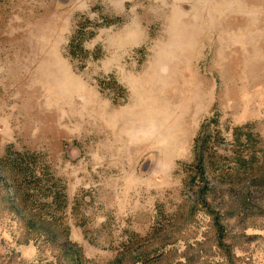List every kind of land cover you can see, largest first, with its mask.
<instances>
[{
    "label": "rangeland",
    "instance_id": "obj_1",
    "mask_svg": "<svg viewBox=\"0 0 264 264\" xmlns=\"http://www.w3.org/2000/svg\"><path fill=\"white\" fill-rule=\"evenodd\" d=\"M8 149L0 264H264V0H0Z\"/></svg>",
    "mask_w": 264,
    "mask_h": 264
},
{
    "label": "trees",
    "instance_id": "obj_2",
    "mask_svg": "<svg viewBox=\"0 0 264 264\" xmlns=\"http://www.w3.org/2000/svg\"><path fill=\"white\" fill-rule=\"evenodd\" d=\"M110 23V21L108 22ZM75 35V34H74ZM73 35V36H74ZM79 36V35H78ZM77 38V36H74L71 38V45L74 46V48H78L80 46V43H75V39ZM81 49V48H79ZM83 50V49H82ZM84 53H86L87 51L83 50ZM74 51H72L73 54ZM75 54V52H74ZM211 121L214 122V120L209 119V118H205L203 120V122L201 123L200 129L197 132V135L194 139V144H195V150H201L200 154L198 155L197 158V164L195 167L196 170V175L194 174V177L197 176L198 177V181H203L205 180L206 182H208V180H206L205 177V170H206V166L203 162V154L204 151L207 150V140H208V134L204 132V128L206 127V125L208 123H210ZM199 153V151L197 152V154ZM6 157L5 159H0V171H5V169L9 170V175L7 176H3L2 178L4 179V182L7 183L9 180L10 181V186L12 189L17 190L22 192L23 198L24 199H30L32 196H36V193H29L28 188L30 187H38L41 186L40 185V181L41 178L40 177H36V174L34 173V168L30 167L29 162H31L32 160H34V158L32 156H30L27 153H21L20 151H16V150H10L8 149L6 152ZM259 180L258 183L262 186H264V167L262 170L261 175L258 178ZM204 187L200 188V197L204 196ZM37 201V200H35ZM54 233H51V235H53Z\"/></svg>",
    "mask_w": 264,
    "mask_h": 264
}]
</instances>
